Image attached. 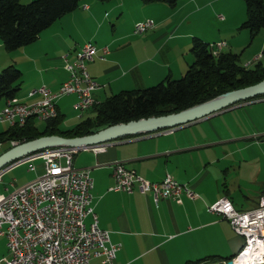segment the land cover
Listing matches in <instances>:
<instances>
[{
	"label": "crops",
	"instance_id": "1",
	"mask_svg": "<svg viewBox=\"0 0 264 264\" xmlns=\"http://www.w3.org/2000/svg\"><path fill=\"white\" fill-rule=\"evenodd\" d=\"M177 2L171 6L163 2L146 4L142 0H82L78 9L54 22L34 43L7 53L0 42V68L12 65L21 73L20 90L12 101L34 104L41 96L29 94L42 87L56 94L68 77L61 56L67 52L74 54L86 43L95 45L96 55H101L99 50L103 47L110 51L105 61L95 59L86 66L97 83L93 98L100 103L121 91L157 85L169 74L173 78L183 76L196 58L191 51L196 36L213 45L215 40L226 39L229 51L236 53L251 39L249 30L241 28L247 17L243 0ZM141 16L142 21L154 19L156 25L135 35L133 28L141 22ZM240 38L244 42L237 41ZM214 50L224 52L215 47ZM69 97L76 101V96ZM263 100L264 97L244 101L239 107L252 108ZM5 104L2 101L0 111ZM56 108L60 112L58 105ZM232 108L147 137L104 144L106 149L101 153L81 150L73 156V167L88 171L92 179L91 207L98 227L109 233L112 244L119 246L115 264H186L208 255L228 257L242 250L244 237L209 206L229 197L241 210L256 207L264 194V157L252 150L253 144H230L240 138L222 139V131L217 128L214 131L196 127ZM243 151L247 156L240 155ZM116 163L147 182L161 181L170 174L191 186L200 197L192 200L183 194L180 199L155 203L151 194L142 195L136 189L131 194L109 191L115 184ZM246 169L250 184L245 189ZM251 184L255 186L251 188ZM240 194H244L245 201H251L246 208ZM85 222L89 224L91 219L88 217ZM5 255L6 238L0 236V260ZM98 263V259L91 260V264Z\"/></svg>",
	"mask_w": 264,
	"mask_h": 264
},
{
	"label": "built area",
	"instance_id": "2",
	"mask_svg": "<svg viewBox=\"0 0 264 264\" xmlns=\"http://www.w3.org/2000/svg\"><path fill=\"white\" fill-rule=\"evenodd\" d=\"M154 27V19L148 18L135 24L133 33L142 35V29L144 34ZM212 47L214 49L215 45ZM102 52L106 55L108 51ZM96 53L95 46L86 43L75 53L73 63L64 55L62 60L68 77L58 92L51 94L46 88H39L29 95L38 94L41 100L30 105L7 101L0 111V124L23 126L28 118L41 122L50 120L56 116L55 100L63 96H76L74 110H90L96 103L92 92L97 85L90 78L86 64L93 61ZM9 145L11 148L18 143L10 142ZM105 149L104 145L45 149L0 170L1 181L4 173L21 163L41 160L43 166L41 177L0 197V236L6 238V255L0 264H91L93 259H98V264H115L119 246L112 244L109 233L98 227L91 207L93 183L89 172L77 170L72 165L78 151L91 150L97 154ZM29 172H35V167L31 166ZM113 177L115 184L109 191L131 194L136 189L142 195L151 194L155 203L168 198L180 199L183 194L192 200L200 197L191 186L180 183L170 174L161 181L147 182L116 163ZM209 208L229 220L235 233L244 237L246 249L240 257L254 247H264V194L251 209L235 207L229 197L216 201ZM88 217L91 222L86 224ZM256 258L254 263L262 262L264 250L262 258L258 255Z\"/></svg>",
	"mask_w": 264,
	"mask_h": 264
},
{
	"label": "trees",
	"instance_id": "3",
	"mask_svg": "<svg viewBox=\"0 0 264 264\" xmlns=\"http://www.w3.org/2000/svg\"><path fill=\"white\" fill-rule=\"evenodd\" d=\"M81 1L34 0L22 4L21 0H0V42L4 51L12 53L34 43L54 22L78 9ZM97 1L107 3L111 0ZM177 1L142 0L146 4L163 2L171 6H176ZM243 1L246 3L247 17L241 28L248 29L253 39L264 30V0ZM212 45L200 37H194L191 51L196 58L183 76L173 78L169 74L157 85L121 91L95 103L91 108L94 117L85 119L69 130L60 129L64 116L57 110L54 118L43 122L42 129L36 126V118H28L23 126H9L0 134V144H20L42 136H88L110 126L177 113L229 90L264 80V48L261 58L256 60V66L249 67L240 63L241 54L228 51L216 54ZM20 86L21 73L15 66L10 65L0 71V101L6 103L14 100ZM237 255L238 253L228 257L208 255L186 264H226L235 260Z\"/></svg>",
	"mask_w": 264,
	"mask_h": 264
},
{
	"label": "rangeland",
	"instance_id": "4",
	"mask_svg": "<svg viewBox=\"0 0 264 264\" xmlns=\"http://www.w3.org/2000/svg\"><path fill=\"white\" fill-rule=\"evenodd\" d=\"M31 1H34V0H21V3L22 4H28ZM207 11L210 12L211 11L210 8ZM211 17H212V15H210L209 18H211ZM122 32H124V31H122ZM237 35H238V31H236V33H235V36H236L235 38H237ZM103 37H108V36L103 35ZM250 38H251V36H250ZM225 40L224 41H216L215 40V42H214L215 48L217 50L222 49V51H224V52H227V51L231 52V51H229L230 46H228V41H225ZM240 40H241V38L238 39L237 41H240ZM223 42H225V44L221 45ZM242 42H244V40H241V43ZM219 45H220V47H219ZM263 46H264V30L262 32H260L255 38H253V39L251 38L248 41V43L245 45L243 50L241 48L239 49L238 54H241L240 63L244 64L246 66H249V67L256 66L257 63H256V59H254V56L259 54V52L263 53ZM104 49H107V51H108L106 55H103L102 51ZM99 51H100L101 55H95L93 60L98 59L100 61H105L106 56H108L110 54L109 49L107 47H103ZM76 52H74V54H71L68 52L64 54V55H68V58H69L68 62L73 63V61L75 59V53ZM64 55L61 56V60H62ZM62 62H63V60H62ZM87 64H89V63H87ZM87 64H86V66H87ZM7 66H3L2 68H0V71H1V69L5 68ZM64 66H65V64H64ZM96 85H97V83H96ZM92 96H93V92H92ZM76 102L77 101H75L74 97H69V96L59 97L57 100H55V104L58 105V108L60 109L61 115L64 116L61 127H60L61 130H69L72 127H74L75 125L84 121L85 119L94 117V113L91 109L87 110V111H76V110L74 111L73 106ZM1 103H2V101H0V106H1ZM250 107L247 109H244V108H240L239 104H237L234 108H232L233 110L222 113L221 116L216 117L212 121H209V120L207 122L204 121V123L202 122V123L198 124L196 127L198 129H211V130H214L215 128H217L218 130L222 131V134H221L222 139L229 138L230 136H232L234 139L240 138L241 139L240 141H234L230 144L237 145V146L238 145L241 146V145H246V144H253L255 147H252V150L257 151L258 152V153L256 152L257 154H259V152H261L263 157H264V151H263L264 150V100L260 101V103H257V104L255 103L252 106V108H250ZM36 126L39 129H42L43 128V122H41L40 120H36ZM8 127H9V124H7V123L0 124V134L3 133L5 130H7ZM9 148H10V145L8 143H2L0 145V155L5 153ZM240 155L247 156V155H245V151H243ZM31 166L35 167V172H29V168ZM243 166H244L243 168H246L245 164ZM263 168H264V163H263ZM244 172H245L244 181H246V183L248 185H244L243 188H245V187L248 188V186L250 184L248 182L250 180L247 178V173H246L247 169L244 170ZM42 175H43V166H42L41 160H35L33 162H25V163H21L17 166L12 167L11 169H9V171H7L6 173H4L2 175V178L0 181V197H3L4 195L11 193L16 188H19V187L27 184L28 182H30V180L31 181L35 180V179L41 177ZM253 186H255V185L251 184V188H253ZM5 189H6V191H5ZM242 195L244 196V194H242ZM242 195L240 194V196L242 197L241 202H243V204L246 208L247 204H250L251 201H248V200L245 201L244 200L245 198ZM238 204H239V207H241V203H238ZM245 249H246V245H245V240H244V246H243L242 250L240 252H238V255L234 259L235 260L239 259L240 258L239 255ZM263 250H264V247H262V252H263ZM261 257L262 256H260V258ZM260 258H259V260H261ZM256 259L257 258L255 257L251 261H253V260L255 261ZM254 261L251 262L250 264H252V263L253 264H264V260L262 262L258 261L255 263H254ZM226 264H230V263L227 262ZM234 264H236V263L234 262Z\"/></svg>",
	"mask_w": 264,
	"mask_h": 264
},
{
	"label": "water",
	"instance_id": "5",
	"mask_svg": "<svg viewBox=\"0 0 264 264\" xmlns=\"http://www.w3.org/2000/svg\"><path fill=\"white\" fill-rule=\"evenodd\" d=\"M258 96H264V80L256 84L235 89L220 96H216L206 102L197 104L191 108L177 113L161 116H151L125 124H118L107 127L94 134L76 137L63 138L59 136H42L37 139L20 143L11 147L8 151L0 155V170L19 161L29 155L35 154L45 149L72 148L83 149L91 146L104 145L128 137L142 136L155 133L161 130L173 129L184 126L191 122H197L208 118L218 112L230 109L237 104L254 100ZM146 120V124H145ZM234 260L230 264H234Z\"/></svg>",
	"mask_w": 264,
	"mask_h": 264
},
{
	"label": "bare ground",
	"instance_id": "6",
	"mask_svg": "<svg viewBox=\"0 0 264 264\" xmlns=\"http://www.w3.org/2000/svg\"><path fill=\"white\" fill-rule=\"evenodd\" d=\"M262 247L263 246H258L254 247L252 250H249L246 252V254H243L237 261L236 264H250L252 259L257 257V255L260 257L262 256ZM262 258V257H261Z\"/></svg>",
	"mask_w": 264,
	"mask_h": 264
}]
</instances>
